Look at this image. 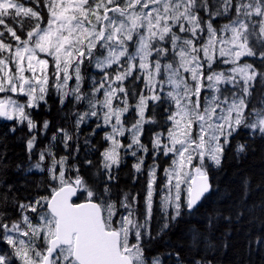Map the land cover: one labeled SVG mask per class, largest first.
<instances>
[{"label":"snow or ice","instance_id":"1","mask_svg":"<svg viewBox=\"0 0 264 264\" xmlns=\"http://www.w3.org/2000/svg\"><path fill=\"white\" fill-rule=\"evenodd\" d=\"M0 94V264H220L264 229V179L234 196L210 175L264 140V0H0ZM129 155L135 193L116 184Z\"/></svg>","mask_w":264,"mask_h":264},{"label":"trees","instance_id":"2","mask_svg":"<svg viewBox=\"0 0 264 264\" xmlns=\"http://www.w3.org/2000/svg\"><path fill=\"white\" fill-rule=\"evenodd\" d=\"M22 2L28 4L29 0H21ZM28 27V22L25 21V28ZM17 29H19V25H17ZM18 34H22L18 31ZM7 35V33H6ZM10 39V37H9ZM56 107L57 105L53 104V111L52 114L49 116L50 119L53 121V127L50 128L49 132L46 136H40L38 134L37 138V146L34 150L38 153V151L44 147L45 144L50 142V137L52 135V132L55 130V125L57 124L59 117L56 116ZM43 114L37 116V120H42ZM7 123L10 122H3L0 121V134L7 131ZM65 127H68L69 125H64ZM39 128V125H38ZM88 130L87 128L85 129ZM27 134V129H24L23 132L20 130L17 131L15 135H9L8 137V147L11 150L9 152L10 156H13L14 159L25 161L26 160V152H25V144L22 141H17L16 137ZM248 139L246 133L244 130H241L240 134H238L233 139V146L237 141L239 142H245ZM94 141L99 145L102 143L101 136L97 135L94 138ZM82 143V141H81ZM59 154L64 153V149L60 147L58 149ZM99 156V153H95L92 158L94 160H97ZM35 159V157H34ZM70 163L72 161H69ZM151 160L149 158L147 163H150ZM134 163V158L131 156H126L124 163L121 165L120 169L118 170L117 175V189L123 188L124 190L128 191L131 190L133 193L140 191L145 180V177H138L136 182L133 183V175L134 170L132 168V164ZM163 166V164L161 165ZM250 174L253 177V183L255 184L258 180L264 179V140H257L255 142V151H250L248 154V158L243 160L242 163L237 164L232 159V149L231 146L228 150V152L225 155V162L223 164V168L219 171L216 169L210 170V175L214 183L219 185V188L221 191L228 189L231 190L233 195L236 196L239 194L240 189V181L243 178L245 174ZM161 174V173H159ZM36 178H39L41 174L35 173L34 174ZM159 183V181H158ZM42 192V189H36L35 183L32 182V187L28 188L26 190H22V194L20 196V199H24L25 196H27L28 199H31L33 196L40 194ZM143 193L141 192V198ZM254 199H260L264 198V188H261L260 191L254 193L253 195ZM213 203V200H209L205 202L204 207L211 208ZM156 212V209L154 210ZM12 219L16 218V213L14 210H12ZM236 227L235 225L233 226ZM249 226L245 225L244 228H247ZM260 235L264 237V229H258L256 226H251V237L245 236L244 230L241 229L240 231L233 232V235L231 237V246L226 254L220 255L218 254L216 256V259L220 262V264H245V261H249L250 264H261L262 257L261 252L259 250L254 251L251 253V255L245 254V241L250 238H254L255 236ZM5 245V244H4ZM9 251V250H8Z\"/></svg>","mask_w":264,"mask_h":264},{"label":"rangeland","instance_id":"3","mask_svg":"<svg viewBox=\"0 0 264 264\" xmlns=\"http://www.w3.org/2000/svg\"><path fill=\"white\" fill-rule=\"evenodd\" d=\"M22 2V1H21ZM0 98H3V95L2 94H0ZM130 156V155H129ZM149 160V159H148ZM148 160L146 161V163L148 162ZM71 161V160H70ZM151 163V162H150ZM162 168L163 167H167V165L166 164H163V166H161ZM158 175H161V174H159L158 173ZM155 208V207H154ZM29 215H32L31 213H29ZM5 243H3V242H0V254H3V252L4 251H10V249H9V247H8V245L7 244H5Z\"/></svg>","mask_w":264,"mask_h":264},{"label":"flooded vegetation","instance_id":"4","mask_svg":"<svg viewBox=\"0 0 264 264\" xmlns=\"http://www.w3.org/2000/svg\"><path fill=\"white\" fill-rule=\"evenodd\" d=\"M154 210H155V208H154ZM155 212V211H154Z\"/></svg>","mask_w":264,"mask_h":264}]
</instances>
